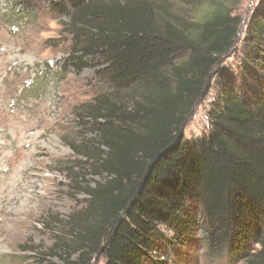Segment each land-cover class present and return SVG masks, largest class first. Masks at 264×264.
<instances>
[{"label": "trees", "instance_id": "trees-1", "mask_svg": "<svg viewBox=\"0 0 264 264\" xmlns=\"http://www.w3.org/2000/svg\"><path fill=\"white\" fill-rule=\"evenodd\" d=\"M5 1L16 20L38 4L67 18L64 64L79 73L99 63L108 84L77 109L93 142L69 144L100 181L89 186L88 174L76 175L86 206L57 221L65 240L36 264H167L170 248L195 230L211 259L264 264V0L244 36L257 95L220 88L197 145L182 131L239 36L241 20L226 5L211 2L194 22L168 0Z\"/></svg>", "mask_w": 264, "mask_h": 264}, {"label": "rangeland", "instance_id": "rangeland-1", "mask_svg": "<svg viewBox=\"0 0 264 264\" xmlns=\"http://www.w3.org/2000/svg\"><path fill=\"white\" fill-rule=\"evenodd\" d=\"M168 1L171 12L194 22L208 15L213 1L241 20L235 46L212 73L206 95L182 131L185 141L197 145L210 131L207 113L220 88L228 86L245 98L257 95V73L250 71L243 50L245 30L260 14L262 0ZM8 4L0 0V264H36L48 261L44 253L65 240L57 221L86 206L87 196L75 183L78 174H88L83 180L89 186L100 181L92 173L94 164L87 165L69 144L93 142L95 135L78 120L77 109L106 92L108 84L96 73L99 63L79 73L64 64L70 46L67 18L38 4L32 15L16 20ZM30 246H39L40 256L24 252ZM168 254L167 264H243L228 256L209 258L199 230ZM103 263L102 257L91 262Z\"/></svg>", "mask_w": 264, "mask_h": 264}, {"label": "built area", "instance_id": "built-area-1", "mask_svg": "<svg viewBox=\"0 0 264 264\" xmlns=\"http://www.w3.org/2000/svg\"><path fill=\"white\" fill-rule=\"evenodd\" d=\"M6 6V5H5Z\"/></svg>", "mask_w": 264, "mask_h": 264}]
</instances>
